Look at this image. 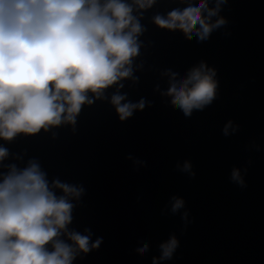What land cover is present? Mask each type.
Returning <instances> with one entry per match:
<instances>
[{"label":"clouds","instance_id":"clouds-1","mask_svg":"<svg viewBox=\"0 0 264 264\" xmlns=\"http://www.w3.org/2000/svg\"><path fill=\"white\" fill-rule=\"evenodd\" d=\"M227 0H179L166 15L152 22L160 29L180 31L189 40L205 41L226 23L219 17ZM156 0H0V139L12 141L18 134L32 135L62 123L75 124L89 93L104 98L116 87L110 103L121 121L143 110L145 101L127 100L121 81L134 79L133 58L139 54L144 31L135 12L142 15ZM219 17V18H217ZM168 88L162 95L186 117L212 103L216 95L215 69L201 62L178 79L165 72ZM232 123L223 129L229 134ZM235 131V129H233ZM9 155L0 147V163ZM131 158V157H129ZM185 161L182 171L191 172ZM193 176L195 173H191ZM233 181L244 184L234 168ZM58 190V191H57ZM83 188L59 180L49 182L40 164H15L0 172V264H73L77 255L99 248L85 233L70 230L73 200ZM59 193V194H58ZM171 211L184 206L172 198ZM185 217L187 213L184 214ZM178 240L172 236L159 244L152 264L172 258ZM149 244L137 251L144 254Z\"/></svg>","mask_w":264,"mask_h":264}]
</instances>
